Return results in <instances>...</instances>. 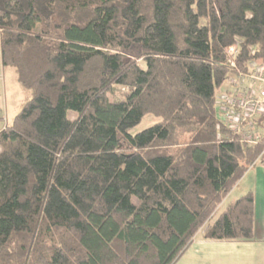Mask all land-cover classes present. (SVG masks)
<instances>
[{
  "label": "trees",
  "instance_id": "obj_1",
  "mask_svg": "<svg viewBox=\"0 0 264 264\" xmlns=\"http://www.w3.org/2000/svg\"><path fill=\"white\" fill-rule=\"evenodd\" d=\"M0 59L29 95L0 131V264H175L201 229L253 239L250 192L212 219L264 136L242 142L216 101L264 65V0H0Z\"/></svg>",
  "mask_w": 264,
  "mask_h": 264
},
{
  "label": "crops",
  "instance_id": "obj_2",
  "mask_svg": "<svg viewBox=\"0 0 264 264\" xmlns=\"http://www.w3.org/2000/svg\"><path fill=\"white\" fill-rule=\"evenodd\" d=\"M22 92L14 71L3 67L0 59V131L11 125L23 104L21 103ZM250 173L253 181V189L250 193L254 200L253 239L250 241H206L200 236L199 240L195 241L194 237L191 245L175 264H264V168L256 164L242 178ZM188 252L190 254H187Z\"/></svg>",
  "mask_w": 264,
  "mask_h": 264
},
{
  "label": "rangeland",
  "instance_id": "obj_3",
  "mask_svg": "<svg viewBox=\"0 0 264 264\" xmlns=\"http://www.w3.org/2000/svg\"><path fill=\"white\" fill-rule=\"evenodd\" d=\"M141 64V62H140ZM250 78H239L237 76H232L230 77L229 81L226 83L224 86L223 90L218 94V102H222V100L225 97L233 98L236 95V98H239V100L244 101L248 99L246 98L247 96H252V100H255L256 102L260 101V81L258 79H263L264 80V65L262 66H257L258 68L255 69L256 66H250ZM129 90L126 87H121V86H114L112 89L111 94L108 96L109 101H120L122 100L126 94H128ZM22 99L21 103H23L29 95L25 92H22ZM221 105H216V111H217V116L220 119L222 116L218 112L219 107ZM264 116V115H263ZM71 119L72 116L70 117ZM250 120H255L254 125H252L253 132L258 133V135L262 136L264 135V122H261L259 124V119L258 115L256 114L254 117H251ZM161 119L159 117H156L155 115L152 114H147L143 117L142 121L138 126L133 128L130 133L131 134H136L138 132H141L145 130L146 128H149L153 126L156 123H159ZM246 128V125H245ZM262 165V164H261ZM252 174H248L247 176L243 177L233 188L231 193L221 202V204L218 206L216 213L213 217L212 220H214L220 212L223 211L225 206L237 200L239 197H242L246 195L248 192L252 191ZM204 228V227H203ZM204 229H201L197 234H195V241H198L200 236L202 237ZM192 250V248L190 249ZM187 254H190L189 252ZM186 254V256H187Z\"/></svg>",
  "mask_w": 264,
  "mask_h": 264
},
{
  "label": "built area",
  "instance_id": "obj_4",
  "mask_svg": "<svg viewBox=\"0 0 264 264\" xmlns=\"http://www.w3.org/2000/svg\"><path fill=\"white\" fill-rule=\"evenodd\" d=\"M225 53L231 62V66L233 67V60L238 53L237 45L227 48ZM251 65L256 66L255 69L258 68L257 66H262L257 65L255 63H250L248 65L249 75H239L237 77L250 78V69H254L253 67L250 68ZM258 80L261 83L260 101L256 102L255 100H252V96L246 97L248 101H241L239 100V98H236V95L233 98L225 97L222 102H218V100L216 101V105H221L219 107L218 112L221 114L222 117L218 119L229 130L236 133L242 142L246 143L249 146H254L258 144L264 136H260L258 135V133L253 132L252 125H254L255 120L249 121L251 117H254L257 114L259 119L258 125H260L261 122H264V80ZM256 164H262V167L264 168V148L261 156L254 163V165Z\"/></svg>",
  "mask_w": 264,
  "mask_h": 264
}]
</instances>
